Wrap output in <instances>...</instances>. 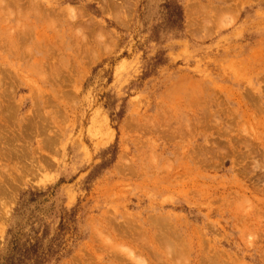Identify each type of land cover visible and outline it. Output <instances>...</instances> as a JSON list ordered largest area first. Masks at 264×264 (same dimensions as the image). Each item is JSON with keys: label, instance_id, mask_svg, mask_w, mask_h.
Segmentation results:
<instances>
[{"label": "rangeland", "instance_id": "obj_1", "mask_svg": "<svg viewBox=\"0 0 264 264\" xmlns=\"http://www.w3.org/2000/svg\"><path fill=\"white\" fill-rule=\"evenodd\" d=\"M0 264H264V0H0Z\"/></svg>", "mask_w": 264, "mask_h": 264}, {"label": "bare ground", "instance_id": "obj_2", "mask_svg": "<svg viewBox=\"0 0 264 264\" xmlns=\"http://www.w3.org/2000/svg\"><path fill=\"white\" fill-rule=\"evenodd\" d=\"M190 12L192 13V15H193V12H194V9L192 8V9H188V13H189V15H190ZM205 14V13H204ZM189 18H191V17H189Z\"/></svg>", "mask_w": 264, "mask_h": 264}]
</instances>
